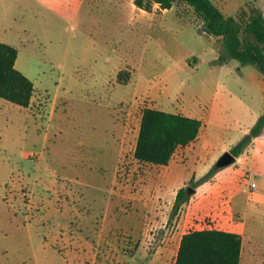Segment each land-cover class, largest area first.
<instances>
[{
    "label": "rangeland",
    "instance_id": "374dc122",
    "mask_svg": "<svg viewBox=\"0 0 264 264\" xmlns=\"http://www.w3.org/2000/svg\"><path fill=\"white\" fill-rule=\"evenodd\" d=\"M248 1L213 0L232 17ZM201 23L181 0H0V42L34 85L27 108L0 99V264H174L184 233L237 217L240 264H264L248 187L264 193V128L215 167L264 113L262 89ZM145 108L204 124L167 166L133 157Z\"/></svg>",
    "mask_w": 264,
    "mask_h": 264
},
{
    "label": "trees",
    "instance_id": "16d2710c",
    "mask_svg": "<svg viewBox=\"0 0 264 264\" xmlns=\"http://www.w3.org/2000/svg\"><path fill=\"white\" fill-rule=\"evenodd\" d=\"M162 9H170L178 0H150ZM201 19L200 31L219 37L226 55L221 62L236 60L252 65L264 76V16L260 6L241 9L236 17L225 16L212 0H181ZM144 0H134L138 8ZM249 4V3H248ZM247 4V5H248ZM17 49L0 42V99L27 108L34 95L33 82L15 67ZM204 124L201 120L155 108L141 115L133 157L137 162L167 166L177 148L194 142ZM264 128V113L230 152L239 157ZM187 200L186 190L177 191L173 212ZM240 234L214 228L190 230L179 242L174 264H240Z\"/></svg>",
    "mask_w": 264,
    "mask_h": 264
},
{
    "label": "crops",
    "instance_id": "0c3cea01",
    "mask_svg": "<svg viewBox=\"0 0 264 264\" xmlns=\"http://www.w3.org/2000/svg\"><path fill=\"white\" fill-rule=\"evenodd\" d=\"M249 1H254V0H249ZM256 1L258 3V6L261 7L262 12H263V16H264V0H256ZM246 6H247V4L244 7H241L238 10V12L241 9L246 8ZM211 37L214 38L213 36H211ZM216 38L220 39L219 37H216ZM238 64H239V62H238ZM238 70L241 72L243 79H246V77H247L251 81H256V83H258L260 85V87L262 89V96H261L262 98L261 99H262V107H263V111H264V76L261 75L260 73H258V70L252 65L241 66L240 68H238ZM262 133H263V131H262ZM252 143H253V140H252V142L249 145H252ZM240 158L236 157L237 164H238V160ZM245 163H246V161H245ZM195 180H197V178H195ZM252 182L255 183V181H252ZM255 187H256V183H255ZM249 191H250V187H249ZM196 192H197V188L195 189V194H196ZM250 192H253L251 194V199L250 200H253L254 207L255 208H259V209L261 208L260 213L262 215V221L261 222H257V224L260 226L261 224H264V210H263L264 209V193L254 192V189H253V191H250ZM246 216H247V212L245 211L244 217L241 218L245 222H247V220L245 218ZM218 222H220V225H218L216 227V229L222 230V231H226V232H232V233L239 234V232H238V217L233 219L232 221L228 220V218H227L225 221H218ZM242 240H243V238H242ZM260 241H262V240H260Z\"/></svg>",
    "mask_w": 264,
    "mask_h": 264
},
{
    "label": "water",
    "instance_id": "95a60500",
    "mask_svg": "<svg viewBox=\"0 0 264 264\" xmlns=\"http://www.w3.org/2000/svg\"><path fill=\"white\" fill-rule=\"evenodd\" d=\"M236 157L232 155L230 151L224 152L215 163V167L220 169L222 167L231 165L235 162ZM187 195L194 193V190L190 187L186 189Z\"/></svg>",
    "mask_w": 264,
    "mask_h": 264
},
{
    "label": "built area",
    "instance_id": "2783aa9c",
    "mask_svg": "<svg viewBox=\"0 0 264 264\" xmlns=\"http://www.w3.org/2000/svg\"><path fill=\"white\" fill-rule=\"evenodd\" d=\"M249 187H250L251 189H254V188H255V183H254V182H251L250 185H249Z\"/></svg>",
    "mask_w": 264,
    "mask_h": 264
}]
</instances>
